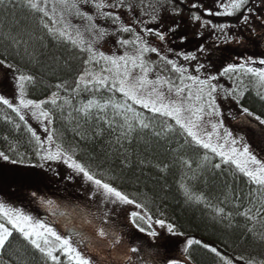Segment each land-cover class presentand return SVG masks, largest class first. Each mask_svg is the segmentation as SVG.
Here are the masks:
<instances>
[{
  "label": "snow or ice",
  "instance_id": "obj_1",
  "mask_svg": "<svg viewBox=\"0 0 264 264\" xmlns=\"http://www.w3.org/2000/svg\"><path fill=\"white\" fill-rule=\"evenodd\" d=\"M216 7L190 2V0H155L154 3H145L144 0H0V7H12L26 10L30 14L31 30L27 27L16 34H6L5 40L11 42L19 54V48L23 45L24 53L35 59V50L29 51V47L36 42L46 47L47 42L57 46H66L70 51L80 54L84 65L83 71L74 82V87L69 88L67 82L58 83L54 87L57 91L44 100L28 98L27 85L35 82V77L23 72L15 77L17 89L14 98L10 99L0 94V106L8 109L15 116L4 115V120L11 124L15 131L21 128L29 134L28 143L33 146L36 155L42 161H62L77 175L82 176L85 183L93 186L91 197H102V204L134 206L142 211H131L130 223L141 233L146 232L149 237H157L158 232L153 230V225L166 228L172 235H183L176 230L172 223H166L164 219L153 220L148 211L147 201L141 203L136 196L130 195L115 183L116 177L106 176L95 172L90 165H86L77 158L75 147L65 148L62 142H57L56 130L53 127L56 120L55 110L63 112L64 106H72L70 97L89 93L90 98L80 103L79 107H73V111L80 115L85 123L96 122L94 136L100 137L105 130L119 131L116 143L123 147L122 141L131 142L133 134L137 131L151 130L156 137H167L169 134L183 137V146L203 149L204 154L197 164V168L203 170H224L225 168L240 174L247 179L250 187L247 195L236 193L233 199L237 202L246 200L247 206L239 210L242 205H235L236 216L243 217L251 226H246L247 233L264 240V231L257 232L256 225L264 228V161L258 159L249 149L248 144L238 141L224 126L221 116L219 101L228 99L240 105L243 115L252 117L253 112L241 104L248 90L244 86V77H250L254 87L264 89V58L255 59L252 56L241 58L239 63H229L218 75L199 74L205 65L197 62L195 73L190 72L189 67L164 55L162 49L156 46L151 37L161 43L165 42L169 34H174L179 25L176 24L167 30L155 27L162 20V13L167 12L173 17L181 16L183 6L187 5L192 11L190 20L199 24L200 28H211L213 33H219L224 43L244 44V31L250 30V34H257L253 21H259L264 27V0H214ZM137 12L139 13L137 15ZM125 13L132 15L127 19ZM232 17L236 23H213L204 17ZM76 21H79L77 23ZM103 22V23H101ZM109 22L111 31L109 30ZM235 29V32H232ZM37 32L39 34H37ZM128 34L129 38H124ZM264 38V34H259ZM110 36H117L116 44L123 48V54H106L100 50L99 45ZM27 37V39H25ZM185 37L181 36L183 43ZM172 52L171 48L167 49ZM204 53L206 49L202 45L198 50ZM155 54L162 62L160 67L157 61L149 58ZM184 61H198L195 53H174ZM7 57L0 58V65L9 69L14 66L6 63ZM258 64L260 67L252 65ZM168 71L170 75H162ZM150 74L155 76L150 78ZM171 74H175V78ZM219 77L233 79L231 88L218 82ZM235 79L239 82L236 83ZM60 91L68 95L61 96ZM109 93L103 96V93ZM101 94V95H97ZM119 94V99L117 98ZM257 96L264 102V91H257ZM62 100V104L58 101ZM51 105V107H48ZM145 109L152 113V117H146L137 110ZM111 111V116H109ZM72 114L69 113V116ZM39 122L47 133L42 139L37 131L29 123L28 117ZM157 117L163 118L160 130L154 127ZM261 125L264 119L255 116ZM7 139V137H5ZM242 139V138H241ZM241 143V147H236ZM54 145V147H53ZM15 151V146L12 148ZM0 159L16 164L18 161L0 151ZM143 163V161H141ZM184 167L191 169V159L181 158ZM41 167L43 165H40ZM130 164H125L129 167ZM168 165L160 168L164 172ZM195 177H189L193 179ZM187 201L197 204L203 203L211 208L213 219L219 221L228 220L229 226L234 218L232 212H226L224 207L214 206L207 201L203 194L196 195L191 188L182 183L180 185ZM33 197L39 199L41 205L46 206L54 217H63V225L66 234H61L53 225L61 221H42L22 211L0 202V264H9L2 259L3 254L12 246L13 239L19 238L21 248L10 253L16 264H30L28 252L39 254L43 264H94L82 251L81 246L88 248L94 243L107 241V246L120 245L122 238L119 234L97 223L103 220L108 223V212L103 217L89 215L87 212L73 211L66 213L59 210V205L51 199H42L37 193ZM223 203V201L221 202ZM79 220L73 223V218ZM147 225V227L142 226ZM94 229V237L89 236L80 229L85 226ZM193 246L205 250L215 260V264H237L244 257L233 258L229 253L222 252L217 246L203 242L200 239L186 238L183 247V260L169 259L167 264H195L192 255ZM140 248L133 246L127 252L138 253ZM121 259L132 264V256L125 255ZM154 264V262H152ZM245 264H264V260L257 262L255 258L245 261Z\"/></svg>",
  "mask_w": 264,
  "mask_h": 264
},
{
  "label": "trees",
  "instance_id": "obj_2",
  "mask_svg": "<svg viewBox=\"0 0 264 264\" xmlns=\"http://www.w3.org/2000/svg\"><path fill=\"white\" fill-rule=\"evenodd\" d=\"M144 2L154 3L155 0H144ZM191 14L192 11L189 10L187 5L183 6V12L179 17H173L167 12H163L161 14L162 20L155 27H162V30H167L176 24L179 27L174 34H169L163 43L156 40L155 37H151L150 39L156 46L162 49L164 55L189 67V70H195L197 62L203 63L204 61V57H202L204 53L201 54L197 50L202 45L206 49V41L203 38L209 37L210 32L213 30L211 28H197L196 24L190 20ZM260 14L264 15V10H261ZM131 15V13H125L124 18L127 19ZM204 19H210L213 23H236L235 18L232 17L212 16L204 17ZM76 22L79 23V21ZM253 24L256 27L257 34H250V30H245V34L248 36L246 39L252 38L253 41V44L248 43L246 45L247 53L239 54L234 51L226 52L224 55L220 53L216 65L219 64L223 69L229 63L241 61V58L252 56L258 60L260 59V54L262 56L264 55L263 45L260 46L256 41L259 33L264 34V27L256 20L253 21ZM25 27L28 30L32 28L30 14L26 10L0 7V58L7 57L6 63L14 66L11 69L14 72L18 74L19 72H23L35 77V82L27 85L28 98L34 100L47 99L51 96L52 92L57 91L54 86L58 83L67 82L69 88L74 87L76 78L84 69L80 54L70 51L66 46H57L47 41H45L46 47L41 46L39 42L29 47L30 52L33 49L35 50L34 60L24 53L23 45L19 48V54H17L18 50L11 45L10 41L5 40L4 36L9 33L14 35ZM109 30L111 31L110 22ZM234 30L232 29V32ZM37 34L39 33L37 32ZM123 35L124 38H129L128 34ZM181 36L185 37L183 43L180 41ZM117 38V36L106 38L99 45L100 50L106 54L111 52H114V54L116 52L123 54L124 49L120 48L115 42ZM219 41H223V37H220ZM169 48L173 51L168 52L167 49ZM177 52L195 53L197 54L198 61H184L182 57L178 58L174 55ZM245 54L247 55L245 56ZM149 58L157 61L160 67L163 66L155 54H150ZM2 69L0 65V71ZM162 75H170V73L165 71ZM171 75L175 78V74ZM222 79L228 88L233 86V79H229L228 77H222ZM243 79L244 86L248 90L245 92L241 104L244 107H248L254 113L253 116H260L264 119V102H261L256 94L258 90H263L254 87V82L250 77H244ZM235 82L238 83L239 80L235 79ZM60 95L65 96L68 94L60 91ZM90 95L89 93H82L80 96L70 97L72 99L71 107L64 106L62 113L58 109L55 110L56 120L55 124L51 127L56 130L57 142H62L65 148L75 147L77 150V158L81 162L90 165L97 173L116 177L115 183L122 190L130 195L136 196L141 203L147 201V207L144 211H148L153 220L164 219L166 223L174 224L178 232L183 233V235H168L166 232L157 229L155 231L158 232V236L153 238L156 243L154 244L153 242V244H150L152 247L156 246L162 238H166L168 241L171 239L173 241L171 242L172 244L175 242L172 250L180 254V257L183 259L184 254L182 250L185 243L183 242V244L178 240L176 242V238L174 237H181L183 239L191 237L217 246L222 252L229 253L233 258L237 256L245 258L244 260L238 261L237 264H245V261L251 258H255L257 262L264 260V240L254 237L251 233H247L246 226L250 227V222H247L243 217L235 215L237 211L235 205L237 203L242 205L239 209L241 211L243 207L247 206L246 200L242 199L237 202L233 199V195L236 193L247 195L250 187H252L246 178L240 174H235L227 168L224 170H212L210 168L201 170L197 168V164L200 162L204 150L195 149L186 145L181 147L183 145V137L172 134H169L167 137H156L151 130L137 131L133 134L131 142L123 140V147H121L120 144L116 143V136L119 135V131L112 132L105 130L102 136H94L96 122L85 123L80 115L73 111V107H79L81 102L90 98ZM102 95L106 97L109 93L105 92ZM117 98L119 99V94H117ZM62 103V100L58 101V104ZM237 106L240 108V105ZM48 107H51V105ZM137 110L142 112L146 117H152V113L145 109L137 106ZM69 113L72 115L69 116ZM5 114L15 116L10 110L0 106V151L18 162L16 164L8 161L3 162V164L0 163V189L5 188L6 185L7 189L17 193L20 191L18 184L16 183L13 186L8 184L12 177L7 170L17 171L19 175L26 172L34 173V169L39 164L40 159L33 150V146L28 143L29 134L23 128L19 132L15 131L13 126L4 120ZM109 116H111V111H109ZM162 119L157 117L154 121V127L157 131L160 130ZM14 146L15 151H12ZM181 158L191 159L192 168L184 167L181 163ZM126 163L130 164V166L125 167ZM164 165H168V168L164 172H161L160 168H163ZM189 177L195 178L189 179ZM2 178L4 181H1ZM182 183L188 185L196 195L203 194L206 200L210 201L212 205L224 207L226 212H232L234 218L231 221V226H229L228 220L219 221L218 219H213L214 213L211 208L205 207L203 203L197 204L187 201L180 187ZM62 185L64 187V183ZM34 189L29 186L23 188L24 193H26L29 201H31L30 205H34V203L38 204L46 209L44 210L45 213L53 216L46 206L41 205L39 199L36 198L34 200L32 196ZM56 193L55 195L58 196L51 197V200L59 205L60 211H63L62 202L57 199L59 197L62 199L68 198L70 201L71 196L70 194L59 195V193ZM48 194V192L43 195L41 194L39 198L44 199V196ZM222 201L223 203H221ZM138 210L142 211L140 209ZM125 214L129 218L130 212H125ZM139 223L147 227L142 222ZM110 227L113 230L116 229V227ZM256 231L258 233L262 232L264 228L257 224ZM135 232L139 236H142L140 234H147L146 232L141 233L132 225L131 229H127L124 232V243L132 246L136 245L140 248V251L133 255L137 259L138 264L144 263L146 258L149 260L152 259L153 255L156 254L154 251L158 252L156 256H161L163 253H159V250L162 249L164 252L168 248V244L157 246L152 252L147 253L148 251L144 250L143 246L136 241ZM171 243L169 244L172 245ZM21 245L22 242L19 241L18 237L13 239L12 246L3 254L2 259L8 261L9 264H16L15 259L11 257L10 253L14 252L17 248H21ZM21 250L23 249L21 248ZM27 255L30 264H43L39 254H35V259H32L33 253L31 251ZM192 255L195 264H215V260L211 254L197 246H193ZM103 256H105L104 253ZM111 258L115 260L112 255ZM132 264H134L133 260Z\"/></svg>",
  "mask_w": 264,
  "mask_h": 264
},
{
  "label": "rangeland",
  "instance_id": "obj_3",
  "mask_svg": "<svg viewBox=\"0 0 264 264\" xmlns=\"http://www.w3.org/2000/svg\"><path fill=\"white\" fill-rule=\"evenodd\" d=\"M190 2L201 3L207 6L208 8H213V9L216 7L214 0H190ZM196 26L197 28L202 29L200 28L199 24H196ZM235 31L236 30H234V32ZM210 33L211 34L209 35V37L203 38L205 39L207 46H206V51L202 55V57H204V61L203 63L199 62L205 65V69L201 70L200 72L201 74L199 73L201 77H203L206 74H213V75L219 74V71H221L222 67H220L219 64L216 65L217 63L216 61L219 60L220 53L221 55H224V53L229 51H234L239 54L247 53L246 45H248V43L253 44L252 38L246 39L248 38V36L247 34H245V31L243 34L246 40L242 45L235 43L226 44L223 41L220 42L219 40L220 37L222 36L213 33V31H211ZM259 34H263V33H259ZM256 41L260 46L263 45L264 47V43H263L264 38H261L260 35L256 38ZM109 54H114V52H111ZM115 54L119 55L122 53L116 52ZM246 55L247 54H245V56ZM259 56L260 58H264V55L262 56L260 54ZM239 62L241 61H236L235 63H239ZM253 66L260 67V65L258 64H254ZM1 67L3 69L2 71H0V94L12 99L15 97L17 92L15 86V77L18 75V73L14 72L13 70L3 65H1ZM190 72H192V74H196L195 70H190ZM150 78L154 79L155 76L150 75ZM223 79L222 77H219L218 82L224 85L225 87H227V84L223 81ZM262 90L264 91V89ZM219 103L221 109V116L218 119L223 121L224 126L228 128L230 132H232L233 136L238 141H240L241 143L248 144L250 151L258 159L264 161V125H261L259 121L255 119V116L248 117L243 115L241 109L237 106L235 101L231 100V98L221 99ZM28 119H29V123L37 131V134L40 135L42 139L46 138L47 133L44 132L43 126L39 122L31 119L30 116L28 117ZM241 143H238L236 147L238 148L241 147ZM3 162L5 161L0 159V163L3 164ZM40 165L43 166L41 167ZM7 172L10 173L12 177L11 180L8 182V184L10 186H13L17 183L20 191L14 193L13 190L7 189L5 185L6 189L5 188L0 189V202H4L12 207L20 208L25 213L32 215L37 219H39L40 213H43L44 210L46 209L35 203L34 205H30L31 201H29V198L26 196V193H24L23 190L24 187L29 186L35 188L34 192L37 193L38 197H40L41 194L43 195L44 193L48 192L49 194L44 196L45 200L51 199V197L54 198L55 196H58L55 195V192H57L56 194L59 193V195L70 194L71 196L70 201L68 198L62 199L61 197H59V199H57L62 202L61 204L63 206L64 212L72 213L73 211L78 212L82 210L83 212H87L89 215H94L96 217H103L104 212H108V217H107L108 223L104 225L102 219L97 221V223L101 224L104 227H109L108 226L109 224L115 225V224L124 223L125 226L123 228V232L127 231V227H126L127 215L125 214V212L128 213L133 210L139 211L138 209H135L134 206L112 205L110 203L106 205L102 204L101 203L102 197L99 196L90 198L92 192L94 191L93 186L85 183L82 176L74 173L62 161L40 160L39 164L34 169V173L26 172L23 173L22 175H19L17 171H13L11 169H8ZM1 181H4V179L2 178ZM63 183H64V187L62 185ZM35 199L36 197H34V200ZM128 209L129 211L127 212ZM119 214L121 215V217ZM51 217L53 220H57L56 217L54 216ZM73 223L78 224L79 220L74 217ZM131 226L132 225H130V229ZM56 228L61 234H66V229L64 228L63 220H61V222L58 223V226ZM153 228H154L153 230L158 229L159 231L162 230L163 232H166L168 235L170 234L167 232L166 228H161L159 225H154ZM80 230H84L86 234L94 237L95 241L99 240L98 237H95L94 229L91 226L86 225L83 229ZM111 231H113V229ZM140 235L142 236H139V234H136L135 232V239H137L136 241L143 246L144 250L148 251L147 253L152 252L154 248L157 246H164L168 244V248L164 252L162 251V249L159 250V253H163L161 256H156L158 252L154 251L156 254L153 255L152 259H150L152 262H154V264H167V261L169 259L183 260L180 257V254L172 250L173 246H175L174 245L175 242L172 244L171 242L173 241H171V239H169L168 241V239L162 238L156 246L152 247L150 244H153L154 242L153 237H149L147 234L144 235L140 234ZM174 238H176L175 240L176 242L177 240L182 243L186 242V239H183L181 237L180 238L174 237ZM155 243L156 242H154V244ZM169 243H171L172 245H170ZM133 246L130 244H126V245L124 244L121 250L125 254L127 249ZM81 248L84 254H86L89 258L93 260L94 264H127V261L121 258L120 259L118 258V261H115L111 258L113 247L108 248L107 241L100 243L99 246H96V244L94 243L91 247L85 248L81 246ZM103 253L105 254V256H103ZM134 254L135 253L128 252V255L132 256L134 264H138L137 259L133 257ZM146 260L144 261V263H139V264H152V262L149 259L146 258Z\"/></svg>",
  "mask_w": 264,
  "mask_h": 264
},
{
  "label": "flooded vegetation",
  "instance_id": "obj_4",
  "mask_svg": "<svg viewBox=\"0 0 264 264\" xmlns=\"http://www.w3.org/2000/svg\"><path fill=\"white\" fill-rule=\"evenodd\" d=\"M42 217H46L47 219H48V221L51 223V222H53V221H56V220H53L52 218H51V216L49 215V214H47V213H45V212H43V213H40V216H39V219H41ZM56 219L57 220H59V221H61V220H63L64 221V218L63 217H56ZM113 220V219H112ZM130 225H131V223H130V220H129V218L128 217H126V227H127V229L129 230L130 229ZM53 226H58V223H55ZM109 227H106V228H108V229H110V230H112V228L110 227V226H112V227H116V229H114L113 230V232L115 231V233H117V234H119L120 236H121V238H123L122 239V242H121V244L120 245H116L115 247H113V249H112V256L114 257V259H115V261H118V258L120 259L121 257H123L125 254L122 252V250H121V248H122V246H124V240H125V234H124V232H123V228H124V223H121V224H115V225H108ZM81 231H83L84 232V230H81ZM85 233V232H84ZM129 243V242H128ZM126 245V244H125ZM108 248H111V247H109L108 246ZM126 253H127V255H128V252L126 251Z\"/></svg>",
  "mask_w": 264,
  "mask_h": 264
},
{
  "label": "water",
  "instance_id": "obj_5",
  "mask_svg": "<svg viewBox=\"0 0 264 264\" xmlns=\"http://www.w3.org/2000/svg\"><path fill=\"white\" fill-rule=\"evenodd\" d=\"M42 221H47V222H49L47 218H42Z\"/></svg>",
  "mask_w": 264,
  "mask_h": 264
}]
</instances>
